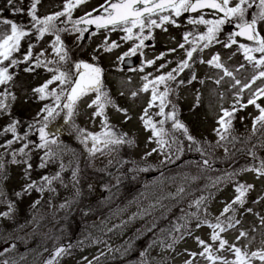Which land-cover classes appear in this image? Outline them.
<instances>
[{
	"label": "rangeland",
	"instance_id": "rangeland-1",
	"mask_svg": "<svg viewBox=\"0 0 264 264\" xmlns=\"http://www.w3.org/2000/svg\"><path fill=\"white\" fill-rule=\"evenodd\" d=\"M6 3L7 0H0V20L10 19L15 20L18 24H31V18L28 16V4L16 3V6H12V10L3 13L1 10ZM64 3L65 0H40L37 5V15L44 16L62 11ZM104 3L105 0H87L86 3L73 10V19L84 13L93 12ZM16 8L21 11L16 12ZM251 10L257 11L256 4ZM203 15L206 19L214 18L211 15ZM188 16L185 13L175 18L179 27L166 24L164 26L166 31L162 28L154 29V38H151L152 44H145L143 55H140V65L131 70H121L119 67L118 57L127 51L133 43V41L125 42L121 39L125 35L123 31H99L89 36L84 45L79 44L83 37L78 38L79 33L64 32L65 39L63 40L67 49L70 50L69 46L73 45L75 49L68 68L74 71L72 61L76 59H82L89 63H101L104 68L102 91L108 93L113 101V104L107 105L105 108L108 123L118 135L126 133L125 139L134 141L132 144H122L112 150L103 148L95 154H87V148L85 150L78 142L77 133L72 126L63 127L59 124L63 117L61 114L49 125L48 129L58 141L57 145H51L55 156L45 158V166L41 167V158L45 157L46 149L36 147L40 143L39 133L36 130L40 125L36 121L42 119L43 114L40 113V110L44 105L52 104L54 101L51 98L40 100L32 90L49 79L51 74L46 72L43 67L26 72L24 68L28 65L24 63L12 68L13 80L6 85H0V93L7 91L16 97L15 100H12L10 95L5 100V103L9 105L8 111L0 110V145L14 139V134L11 131H4L5 127L14 120L19 121L17 134L23 136L27 133L28 135L27 139L15 140L8 148L0 147V162L3 163V168L0 169V213L8 211L9 202L14 205V209L8 217L0 216V253H2L0 254V264H4L5 261H8V264H35L43 254L41 248L53 245L70 236L75 225L80 222H82L81 235L59 259V264H100L105 261L111 264H133L136 261L144 264H185L187 260H192L193 264H209L204 257L199 255L192 257L189 253L203 251V247L197 243L196 237H200L207 244L212 245L214 251L219 249V241L211 240V228L206 224L197 228V221L192 220L189 225L191 235L183 234L181 239L182 231H173L177 224L184 223L183 217L190 212L197 211L195 205L191 208L189 205L199 198L200 194L195 193V190H199L200 183L204 185V197L208 198L204 204L209 213L208 218L214 220L221 216L226 205L232 203L237 195L235 188L238 183L253 185L246 194L243 206L232 205V208L235 209L233 227L228 228L225 224L226 230L221 232L223 235L221 238L228 241V244L224 250L217 254L228 260L234 259V253L229 247L233 244L246 250L249 255L254 251L264 249V176L258 177L253 171H239L253 164L258 165L259 160L264 159V129L257 125L258 130L255 133L252 131L253 119L259 115V111L254 105L244 108L237 107L232 118L230 134L217 145L219 137L216 129L220 127L218 120L223 115L221 106L229 111L232 110V105L236 103L235 93L239 91L240 86L231 88L234 80L230 77H224L217 85L215 81L223 76V71L206 63L212 55L219 53L221 61L236 79L241 80L242 83L250 81L258 70L246 61L242 51L238 50V44L244 43L238 38H236L237 44L232 45L231 48H225L223 43H216L204 49L202 53L199 50L195 52L192 61H190L192 66L180 73L176 81L168 82L169 87L174 91L170 93L168 99L171 103L165 107L164 111L165 113L171 112L172 106L175 105L178 118L198 141V143L189 142L179 131L172 133L182 142V148L186 143V146L192 145L196 151L202 149L203 151H198V153L200 152L216 163H226L238 155L252 157L251 152L253 151H255L257 159L253 160L252 158L250 164L242 165L236 170L216 177L196 178L195 185L193 184V187H189L188 190L184 187L183 181L177 182L172 174L163 175V173L162 176H157L146 182L143 188L136 191L137 195L134 198H121L117 204L114 203L116 200L113 203L100 201L96 206L90 207L88 211L84 209L89 193L85 187L86 183L83 182L88 174L97 175L101 181L107 179V186L114 194L115 188L132 180L138 183L142 174L172 163L180 155L173 148L171 159L166 160L167 152L161 154L157 148L156 139L152 137L151 130L145 128L141 119L145 108H148L151 89L148 92L140 91V89L145 83L141 79L142 76L152 73L153 75L149 79H153L156 75L176 68L178 59L186 58L184 49L179 48V44L184 43V32L195 31L198 34L206 31L203 25L196 26L194 29V26L187 22ZM196 16L198 15L193 17ZM66 19V17H60L57 23L64 27L65 25L61 21ZM67 27L71 29L70 23ZM258 29L264 35V22L258 23ZM6 31H9V26H0V34ZM229 33L230 31L222 29L218 39L227 42ZM145 34H147V30ZM105 38L109 42L116 41L120 47L105 52L102 47ZM29 39L28 45L30 43L34 45V57L44 50L48 59L56 58L50 47L51 41L54 39L53 35L46 33L39 41L36 36ZM192 39L193 37L190 36L189 40ZM21 42L26 43V39L24 38ZM189 47L190 44L185 45V48ZM170 49H176V51L171 52ZM161 52L166 53L163 58L156 60L152 66L146 65V60L155 59ZM93 55L97 57L96 60L92 59ZM256 55L259 56V54ZM201 58L205 63L200 62ZM168 61H172V63L169 64ZM162 63L167 66L157 71ZM142 64L145 65L143 72L139 71ZM242 65L243 67H241ZM15 70L16 72H14ZM193 72L196 79L188 83ZM129 78L131 79L129 80ZM180 80H184L185 83L180 84ZM262 83L264 80H258L251 90L245 89L239 103L247 104L250 91H254ZM56 86L54 83L50 89ZM159 90H164L162 85ZM133 92L137 93L135 97L132 96ZM221 93H223V97H221ZM95 95V93H89L81 99L74 123L89 132L98 133L102 131L103 117L93 116L96 106L88 107L95 99ZM158 103L157 101L156 105L148 109V117L157 123V127H159V121L164 119V117L156 115L159 112ZM257 103L264 106V97H260ZM117 107L127 109V113L118 111ZM225 119L227 120V118ZM29 124L33 125L31 130L28 127ZM166 124V130L171 133L172 121L167 120ZM57 130L62 132L58 135ZM232 137H236V139L233 140ZM184 140L187 141L184 142ZM25 144L28 145L25 149L28 156L18 153V150ZM90 146L91 142H89ZM154 148L157 149L156 152H152ZM14 151L18 153L16 160L21 162H12V152ZM150 152L151 156L145 158L146 153ZM24 160L31 164V168L22 162ZM161 161L165 162L162 164ZM61 163L64 164L63 171H61ZM145 167L148 168V171H134L135 168ZM74 171L77 172L75 179L73 178ZM58 172L60 178L52 180L50 185L41 179L44 176L53 177ZM229 173H236L230 182L219 181L218 178ZM33 181L36 182V186L31 190L24 191L25 185ZM185 182L186 185L189 184L187 181ZM214 184L215 186H213ZM180 187L184 188V192L176 195ZM40 188H43V191H40ZM18 192L22 195L17 196ZM78 192L79 194H77ZM86 198L87 200H85ZM120 203L122 204L119 205ZM62 205L64 206L62 207ZM232 215L233 212L229 211L221 219L227 221V218ZM237 220L239 223H235ZM241 231L246 235L240 236ZM173 235L177 237L174 244ZM238 237L239 239H237ZM168 244H173V247L168 248ZM252 264H260V261L254 259Z\"/></svg>",
	"mask_w": 264,
	"mask_h": 264
},
{
	"label": "snow or ice",
	"instance_id": "snow-or-ice-1",
	"mask_svg": "<svg viewBox=\"0 0 264 264\" xmlns=\"http://www.w3.org/2000/svg\"><path fill=\"white\" fill-rule=\"evenodd\" d=\"M86 2L87 0H65L62 11H57L41 17L37 15V5L40 3V0H32L31 6L28 10V16L31 18L30 25L18 24L10 19L0 20V26H10V31L0 34V85H6L13 80V74L10 73V68L18 67L21 63L28 65L24 68V71L26 72H32L35 71L36 68L43 67L46 72L51 74L49 79H46L42 84L32 90L34 94L39 96L40 100L51 98L54 101L52 104L44 105L40 110V113L43 114L42 119L36 121V123L40 125L36 129L39 133L40 139V143L36 145V147L46 149L45 157L41 158V167L45 166V158H53L55 156V153L51 149V145H57L58 141L54 137V134L48 131V129L49 125L55 121L57 117H60L61 114H63L65 123L71 124L72 128L77 133V138L87 148L90 154H95L103 148H109L112 150L122 144L134 143L133 140L125 139V136L127 135L126 133L118 135L114 132L108 123L105 108L107 105L113 104V101L108 93L102 91L103 68L96 63H89L82 59L72 61L74 71L68 68V63L72 58L60 33L72 31L79 33L80 36L78 38H81L84 32L88 30L87 27H81V25H95L97 31H123L125 35H123L121 39L125 42L133 41L132 46L118 57L119 61H124L126 57L135 56L138 53L143 55L145 41L154 38V29L162 28L166 31L167 29L164 27L166 24H172L179 27L180 25L175 18H178L185 13H201L196 17H193L192 15L188 16L187 22L193 25L194 29L196 26L203 25L205 26L206 31L198 34L195 33V31L183 33L184 43L179 44V48L184 49L186 58L178 59L176 61V68L161 75H156L153 79H149V77L153 75L152 73H148L141 77L142 81H145V83H143L140 91L148 92L149 89H151V99L149 100L148 108H145L144 115L141 119L144 122L145 128L151 130L152 137L156 139L157 148L160 150L161 154L167 152L165 157L166 160L171 159L173 148H175L177 153L183 151L182 142L172 135V133L179 131L189 142L198 143V141H196L190 134L187 126L178 118L175 105L172 106L171 112L165 113L164 111L165 107L171 103L168 97L170 93L174 91V89L169 87L168 82L176 81L177 76L180 73L192 66L190 61H192L195 52L199 50V52L202 53L204 49H207L216 43H223L225 48H231L232 45L237 44V37L245 38L251 43H239L238 50L242 51L244 59L258 70L257 73L251 77L250 81L242 83L241 80L236 79L233 73L225 67L224 63L221 61L219 53H215L212 55L211 59L206 61L208 65L223 71V76L215 81L217 85L220 84L224 77H230L234 80V83L231 84V88H237V86H240L239 91L235 93L236 103L232 105V110L229 111L221 106L223 115L218 120L220 127L216 129L217 136L219 137L217 145L220 144V141H224L227 138V135L230 134L232 118L237 107L244 108L248 105H254L259 111V115L253 119L252 131L255 133L258 130L257 125H259L261 129H264V106L257 103V100L260 97H264V83L255 88L254 91H250L247 104L239 103L245 89L251 90L256 81L264 80V35H262L258 29V23L264 22V0H258V3H256V0H105V3L100 6V9L93 10L99 11L98 15H93L92 12H88L77 19H73V10ZM13 4L14 0H7L8 6H13ZM254 4H256L257 11L252 14V17L249 20L246 18L247 13ZM205 9L210 10L211 14L214 16L213 19L205 18L203 15ZM15 11L20 12L21 9L16 8ZM60 17L67 18L65 21H61V23L65 25L64 27H58L57 21ZM69 23L71 24V29L67 27ZM227 24H233L236 30L228 34L227 42H222L218 37L223 27ZM146 30L147 34H145ZM33 32L36 34V39L38 41L41 40L46 33L54 36L50 47L52 53L56 57L55 59H48L45 56L44 50H41L34 57V45L31 43L28 45V49L23 55L22 60L14 57V53L20 51L21 41L24 40L25 37L30 36ZM190 36L193 37L192 40H189ZM186 44H190V47L185 48ZM102 47L105 52H110L113 49L120 47V45L117 44L116 41L109 42L107 38H105ZM169 51L175 52L176 49H170ZM256 54H259V56ZM165 55L166 53L161 52L159 56L155 57V59L146 60V65H154L156 60L163 58ZM92 59L96 60L97 57L93 55ZM5 62H8L7 65ZM200 62L205 63L202 58ZM168 63L170 64L172 61H168ZM144 66L145 65L142 64L139 71L143 72ZM166 66V64H160L157 71L164 69ZM241 67H243V65ZM130 79L131 78H129V80ZM195 79L196 75L193 72L188 83H191L192 80ZM54 83L57 86L50 89V86ZM179 83L183 84L185 81L180 80ZM201 83H203V81H201ZM161 85H163V91L159 90ZM89 93L96 94L95 99H93L88 105L90 108L96 106V111L93 113V116L103 117L101 125L102 131L98 133L89 132L74 123L78 104L81 99ZM10 95L11 99L15 100L16 97L14 94H9L7 91L0 93V110L8 111L9 105L5 103V100H7ZM136 95V92L132 93L133 97ZM221 97H223V93H221ZM157 101L159 102V112L156 113V115L164 117V119L159 121V127H157L156 122L148 117V109L156 105ZM117 110L122 111L125 114L127 113V109H119L117 107ZM39 115L40 114L38 113V116ZM225 118H227V120ZM167 120L172 121L171 133L164 128V124ZM18 124L19 121L14 120L5 127L4 131H11L14 134V139L6 141L5 144L0 145V147L8 148L15 142V140L27 139V133L23 136L17 134ZM28 127L31 130L33 125L29 124ZM58 131L59 130H57V133ZM232 139L235 140L236 137H232ZM89 142H91L90 147ZM27 147L28 145L25 144L18 150V153L22 156H28V153L25 151ZM156 151V148L152 150V152ZM198 151L203 150L198 149ZM225 151L227 152V149H225ZM18 153L17 151L12 152L13 163L21 162L16 160ZM151 154V152L146 153L145 158L151 156ZM251 156L253 160L257 159L255 151L251 152ZM22 162L26 163L28 168H31V164L28 163L27 160ZM164 162L165 161H161L162 164ZM203 165L210 166V161L204 159ZM2 168L3 163L0 162V169ZM63 169L64 164L61 163V171H63ZM134 171H148V168H135ZM239 171H253L258 177L264 176V159H260L258 165L253 164L252 166L242 168ZM76 175L77 172L74 171V179ZM235 175L236 173H229L218 179L220 182H230ZM58 178H60L59 172L53 177L44 176L41 179L50 185L52 180ZM193 179L195 180L196 177H193ZM35 186L36 182L33 181L32 183L25 185L24 191L31 190ZM213 186H215V184ZM252 187L253 185L251 184L238 183L235 188L237 195L231 204L226 205L221 216L215 218L216 223H212L208 219L209 213L207 208L204 207L205 201L208 199L207 197L201 196L189 205L190 208L195 205L197 211L190 212L183 217L184 223L177 224L173 231H182L181 239L183 238V234L191 235L189 225L192 220H196L197 228L206 224L212 229L211 240L219 241V249L214 251L212 245L207 244L200 237H196L195 239L197 243L203 247V251L199 253L190 252V256L196 257L199 255L204 257L209 264H252L254 259H258L260 264H264V249L254 251L249 255L246 250L236 247L235 244H233L229 247L234 253V259L228 260L217 254L219 251L224 250L225 246L228 244V241L221 238L220 233L226 230L225 224L228 228L233 227L232 221L235 220V209L232 208V205L239 204L243 206L246 194ZM39 190L43 191V188H40ZM183 192L184 188L180 187L178 188L176 195ZM77 194H79V192ZM16 195L20 196L22 193L18 192ZM63 206L64 205H62V207ZM13 209L14 205L9 202L8 211L0 213V216L8 217ZM229 211H232L233 215L228 217L227 221L222 220L221 217ZM248 211H251V209H248ZM201 213H203V215H201ZM235 223H239V221L237 220ZM245 235L246 233L241 231L240 236ZM172 239L174 244L177 241V237L173 235ZM237 239H239V237ZM161 243L163 242L161 241ZM173 244H168L167 247L172 248ZM66 251L67 249L63 246L56 247L53 250L52 256L46 260L44 264H59V258L62 257ZM4 264H8V261H5ZM185 264H193V262L192 260H187L185 261Z\"/></svg>",
	"mask_w": 264,
	"mask_h": 264
},
{
	"label": "trees",
	"instance_id": "trees-1",
	"mask_svg": "<svg viewBox=\"0 0 264 264\" xmlns=\"http://www.w3.org/2000/svg\"><path fill=\"white\" fill-rule=\"evenodd\" d=\"M188 164H190V165H193V166H195L196 164H195V162H193V161H191V160H184L183 161V163H182V165H181V167H186ZM196 166H198V165H196ZM200 169H204V168H201V167H199ZM205 170H207V171H209V172H211V171H215V170H218V169H215V168H212V169H205ZM91 180V176L89 175V176H87L86 178H85V181L86 182H89Z\"/></svg>",
	"mask_w": 264,
	"mask_h": 264
},
{
	"label": "water",
	"instance_id": "water-1",
	"mask_svg": "<svg viewBox=\"0 0 264 264\" xmlns=\"http://www.w3.org/2000/svg\"><path fill=\"white\" fill-rule=\"evenodd\" d=\"M204 160V159H203ZM203 160H202V163H203ZM69 243H66L65 245H59L58 247H60V246H63V247H66V245H68ZM54 250V249H53ZM53 250H51V251H49L48 252V254L45 256V258L42 260V262L40 263V264H44V262L46 261V260H48L51 256H52V254H53Z\"/></svg>",
	"mask_w": 264,
	"mask_h": 264
},
{
	"label": "bare ground",
	"instance_id": "bare-ground-1",
	"mask_svg": "<svg viewBox=\"0 0 264 264\" xmlns=\"http://www.w3.org/2000/svg\"><path fill=\"white\" fill-rule=\"evenodd\" d=\"M77 228H81V225L80 226H77Z\"/></svg>",
	"mask_w": 264,
	"mask_h": 264
}]
</instances>
